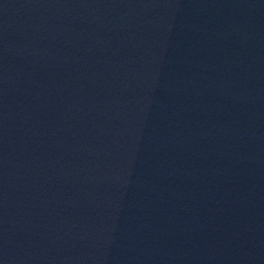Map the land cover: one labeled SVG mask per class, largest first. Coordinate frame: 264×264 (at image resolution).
Segmentation results:
<instances>
[{"label":"water","instance_id":"95a60500","mask_svg":"<svg viewBox=\"0 0 264 264\" xmlns=\"http://www.w3.org/2000/svg\"><path fill=\"white\" fill-rule=\"evenodd\" d=\"M264 126V0H46Z\"/></svg>","mask_w":264,"mask_h":264}]
</instances>
